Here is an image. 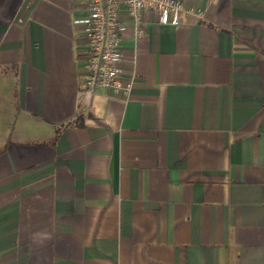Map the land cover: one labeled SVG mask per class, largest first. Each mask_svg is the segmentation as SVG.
<instances>
[{
	"label": "crops",
	"instance_id": "0c3cea01",
	"mask_svg": "<svg viewBox=\"0 0 264 264\" xmlns=\"http://www.w3.org/2000/svg\"><path fill=\"white\" fill-rule=\"evenodd\" d=\"M197 5L125 31L122 101L84 0H0V264H264V0Z\"/></svg>",
	"mask_w": 264,
	"mask_h": 264
},
{
	"label": "built area",
	"instance_id": "2783aa9c",
	"mask_svg": "<svg viewBox=\"0 0 264 264\" xmlns=\"http://www.w3.org/2000/svg\"><path fill=\"white\" fill-rule=\"evenodd\" d=\"M85 15L75 21L82 27L87 45L85 79L87 97L95 89L104 90L110 97L127 101L132 90V70L123 79L122 40L130 30L135 43L144 37L141 16L152 14L158 25L175 27L183 16L201 18L200 0H84Z\"/></svg>",
	"mask_w": 264,
	"mask_h": 264
}]
</instances>
